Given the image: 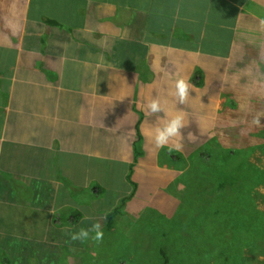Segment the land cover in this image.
Segmentation results:
<instances>
[{
  "label": "crops",
  "instance_id": "crops-1",
  "mask_svg": "<svg viewBox=\"0 0 264 264\" xmlns=\"http://www.w3.org/2000/svg\"><path fill=\"white\" fill-rule=\"evenodd\" d=\"M261 20L264 0H0V252L63 244L102 182L125 217L175 212L198 158L263 146ZM178 77L198 91L176 103L183 149L169 153L144 135L162 115L144 104L172 101Z\"/></svg>",
  "mask_w": 264,
  "mask_h": 264
},
{
  "label": "rangeland",
  "instance_id": "rangeland-1",
  "mask_svg": "<svg viewBox=\"0 0 264 264\" xmlns=\"http://www.w3.org/2000/svg\"><path fill=\"white\" fill-rule=\"evenodd\" d=\"M220 157L223 155L212 157L208 161L198 158V164L182 175L181 182L188 178V190L184 189V182L177 188L180 189V197L186 193L189 204H183L176 216L177 210L166 214L155 204L145 203L144 207L130 211L122 218L127 220L128 225H117L118 231L115 234L103 231V239L98 244L91 240L72 241L69 232L64 231L62 234L69 240L64 241L63 246L50 247L43 242L36 244L20 241V245L24 247L5 248L0 252V260H10L11 264H162L160 249H166L172 255L174 264H181L195 253H199L204 259H208L211 254L217 255L216 245L222 240L225 218L221 215L213 216V212L223 208L227 195L224 191L219 195L211 194L210 186L218 182L220 174L223 173L222 168L230 167ZM250 161L264 167V154L256 151ZM206 170H209V176L199 183V176ZM101 174L104 176L103 172ZM100 186L109 187L110 190L102 193L97 199H91L92 204L87 203V210H94L95 213V217L90 218L92 221H88L87 226L90 227L92 222L99 221L102 230H106L103 214L115 208L119 201L117 193L113 191L114 183L102 182ZM127 188H120L119 192L125 194ZM257 192L258 208L264 211V185L259 186ZM197 212L205 215L198 231L188 224V220ZM82 227L85 228V225L81 223V226H76L75 231ZM127 228H130L129 231ZM195 232L198 236L189 240V236ZM51 235L56 238L59 234L53 231ZM14 260L16 263H13Z\"/></svg>",
  "mask_w": 264,
  "mask_h": 264
},
{
  "label": "trees",
  "instance_id": "trees-1",
  "mask_svg": "<svg viewBox=\"0 0 264 264\" xmlns=\"http://www.w3.org/2000/svg\"><path fill=\"white\" fill-rule=\"evenodd\" d=\"M256 151L264 154V145L219 154L223 155L220 158L230 167L222 168L223 173L220 174L218 182L210 186L211 194L219 195L224 191L227 195L223 208L213 212V216L221 215L225 218L223 237L216 245L217 255L211 254L208 259H204L199 253H195L190 255L185 263L181 262V264H264V211L260 210L257 205L259 197L257 188L264 185V167L257 166L250 161V157ZM219 155L213 157L216 158ZM208 171H204L199 176V183H202L203 178L209 176ZM187 180L188 178L184 181L185 190H188ZM127 202L128 199L120 201L115 208L105 214L106 230L103 229L104 232L115 234L118 231L116 222L125 215ZM183 204H189L186 193L180 197V204L175 216ZM76 220L70 223L69 231H75L76 226H81V223H76ZM204 220L205 215L202 212H197L188 220V224L198 231L201 229ZM85 228L88 226L85 225ZM196 236L198 234L195 232L188 239L191 240ZM66 240L69 239L64 234L62 236L63 244L60 242L58 244L57 239L54 240L55 245H52L53 242L43 243H46V246L57 245L59 247L64 245ZM160 253L159 257L162 264H174L172 255L166 249H160Z\"/></svg>",
  "mask_w": 264,
  "mask_h": 264
},
{
  "label": "clouds",
  "instance_id": "clouds-1",
  "mask_svg": "<svg viewBox=\"0 0 264 264\" xmlns=\"http://www.w3.org/2000/svg\"><path fill=\"white\" fill-rule=\"evenodd\" d=\"M264 27V20L260 21ZM198 91L188 78L178 77L171 85L168 96L172 97L169 101L167 97L146 98L144 109L146 115L162 114L157 117L158 123L149 125L143 129L144 135L156 149H165L169 153L180 152L183 149L182 129L186 126V115L177 109L176 103L185 104L193 94ZM253 124L260 126L261 119L256 118ZM52 213V211H51ZM53 214V213H52ZM72 241H93L99 243L103 239L102 225L99 221L92 222L88 228H79L77 231H69Z\"/></svg>",
  "mask_w": 264,
  "mask_h": 264
}]
</instances>
